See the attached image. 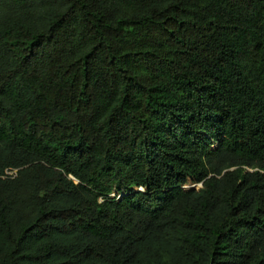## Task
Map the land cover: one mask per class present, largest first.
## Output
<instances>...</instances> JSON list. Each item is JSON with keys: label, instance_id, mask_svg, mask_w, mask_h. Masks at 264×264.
<instances>
[{"label": "trees", "instance_id": "trees-1", "mask_svg": "<svg viewBox=\"0 0 264 264\" xmlns=\"http://www.w3.org/2000/svg\"><path fill=\"white\" fill-rule=\"evenodd\" d=\"M0 264H264V0H0Z\"/></svg>", "mask_w": 264, "mask_h": 264}, {"label": "rangeland", "instance_id": "rangeland-1", "mask_svg": "<svg viewBox=\"0 0 264 264\" xmlns=\"http://www.w3.org/2000/svg\"><path fill=\"white\" fill-rule=\"evenodd\" d=\"M193 184H194V183H193ZM187 185H189V188H191V189H193V188L198 189V188L200 187L199 184H194V185H192L190 182H189Z\"/></svg>", "mask_w": 264, "mask_h": 264}, {"label": "built area", "instance_id": "built-area-1", "mask_svg": "<svg viewBox=\"0 0 264 264\" xmlns=\"http://www.w3.org/2000/svg\"><path fill=\"white\" fill-rule=\"evenodd\" d=\"M7 174H12V172H7ZM114 194H111V196H113Z\"/></svg>", "mask_w": 264, "mask_h": 264}, {"label": "water", "instance_id": "water-1", "mask_svg": "<svg viewBox=\"0 0 264 264\" xmlns=\"http://www.w3.org/2000/svg\"><path fill=\"white\" fill-rule=\"evenodd\" d=\"M200 186H201V184H199ZM138 190H140V189H138Z\"/></svg>", "mask_w": 264, "mask_h": 264}]
</instances>
